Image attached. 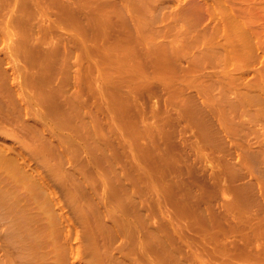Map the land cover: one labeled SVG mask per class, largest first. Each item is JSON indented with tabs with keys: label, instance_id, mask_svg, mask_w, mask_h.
I'll list each match as a JSON object with an SVG mask.
<instances>
[{
	"label": "rangeland",
	"instance_id": "rangeland-1",
	"mask_svg": "<svg viewBox=\"0 0 264 264\" xmlns=\"http://www.w3.org/2000/svg\"><path fill=\"white\" fill-rule=\"evenodd\" d=\"M0 264H264V0H0Z\"/></svg>",
	"mask_w": 264,
	"mask_h": 264
}]
</instances>
